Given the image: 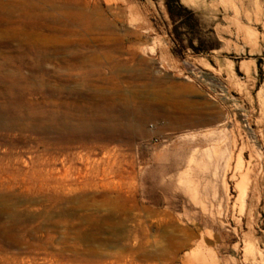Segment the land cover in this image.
<instances>
[{
  "label": "rangeland",
  "instance_id": "obj_1",
  "mask_svg": "<svg viewBox=\"0 0 264 264\" xmlns=\"http://www.w3.org/2000/svg\"><path fill=\"white\" fill-rule=\"evenodd\" d=\"M29 1L0 0V264H194L202 235L264 264V0Z\"/></svg>",
  "mask_w": 264,
  "mask_h": 264
},
{
  "label": "bare ground",
  "instance_id": "obj_2",
  "mask_svg": "<svg viewBox=\"0 0 264 264\" xmlns=\"http://www.w3.org/2000/svg\"><path fill=\"white\" fill-rule=\"evenodd\" d=\"M18 2H20L23 6H24V8L26 7V9H27V11H29V10H31L32 9V7H33V4H32V2H30L29 0H18ZM19 6V5H18ZM19 8V7H18ZM13 10L12 9H8L7 10V12H6V20L7 21H9V22H11V20H12V18L14 17V14H13ZM23 14H25V11L23 10ZM34 17H41V15L42 14H32ZM0 16H2V15H0ZM247 126V128H249V130H250V127H249V125L247 124L246 125ZM233 144L236 146V143H235V140H233ZM248 146V145H247ZM240 149H242V148H240ZM11 157V156H10ZM47 157V156H46ZM238 159V158H237ZM8 160V159H7ZM48 160V159H47ZM9 161V160H8ZM19 162V161H18ZM50 163V162H49ZM39 164H40V162H39ZM42 165V164H41ZM39 166V165H38ZM51 166V165H50ZM30 167V166H29ZM35 167V166H34ZM2 168V167H1ZM50 168V171H51V167H49ZM38 169V168H37ZM40 169H41V167H40ZM35 170V169H34ZM45 171L47 170V169H44ZM49 171V172H50ZM38 172V171H37ZM40 172V171H39ZM32 174V173H31ZM36 174V173H35ZM42 174V173H41ZM40 175V174H39ZM246 175V172L244 173V174H242L241 175V177H244ZM15 176V175H14ZM24 177V176H23ZM22 177V178H23ZM10 178V177H9ZM37 178H38V175H37ZM186 179H185V182L188 184V185H190V183H191V178L189 177V176H186L185 177ZM187 185V186H188ZM137 190V189H136ZM142 202V201H141ZM201 235V234H200ZM203 236L204 235H202L200 238H198L197 240H194V238L192 239L193 241H191L190 243H188L187 245H185L184 244V246H186V247H193V246H195L194 248H193V251L191 252V254H190V260L191 261H193L194 262V264H216L217 263V260L216 259H214L212 256H210V255H207L206 253H205V249H204V245H205V243H204V241H205V239L203 238ZM206 247V246H205ZM192 263V262H191Z\"/></svg>",
  "mask_w": 264,
  "mask_h": 264
},
{
  "label": "trees",
  "instance_id": "obj_3",
  "mask_svg": "<svg viewBox=\"0 0 264 264\" xmlns=\"http://www.w3.org/2000/svg\"><path fill=\"white\" fill-rule=\"evenodd\" d=\"M173 4L175 5V4H178V0H173ZM165 4H166V7H167V10H168V12L170 13V15L172 14V10H173V5H172V3L171 2H169L168 0H166V2H165Z\"/></svg>",
  "mask_w": 264,
  "mask_h": 264
}]
</instances>
